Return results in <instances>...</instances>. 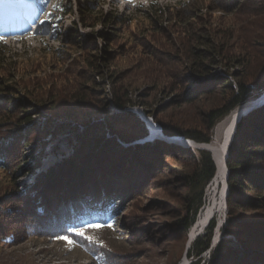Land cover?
Masks as SVG:
<instances>
[{"label": "rangeland", "instance_id": "1", "mask_svg": "<svg viewBox=\"0 0 264 264\" xmlns=\"http://www.w3.org/2000/svg\"><path fill=\"white\" fill-rule=\"evenodd\" d=\"M221 3L228 4L229 9H222ZM0 5L4 19V23L0 21L1 58L8 60L0 72V77L5 79L0 89L5 90V84L16 90L13 97L0 94L3 100L0 147L7 158L6 167H0V211L11 209V214H6L8 217L1 218L7 237H0V264H181L183 261L192 264L198 259H193L189 251L212 219L216 229L211 250L202 256L199 264H208L224 238L228 246L240 249L241 243L236 238L224 234L230 216L229 172L218 180L215 176L206 187L204 207L198 218L209 208H214V214L195 237L191 230L185 234L175 226L186 214L187 191L178 178L191 172L193 157L199 160L201 150L210 152L216 160L209 149L222 151L232 115L236 112L238 115L243 107L255 106L256 99L231 111L219 122L210 133V144L181 136L169 137L160 124L196 129L205 136V115L228 100V95L218 92L191 104L182 103L184 97L194 98L208 81L198 73L187 80L199 67L195 50L202 45L196 33L215 36L218 48L225 46L227 57L214 67L213 74L238 73L249 84L261 78L264 0H0ZM22 6L25 10L19 11ZM13 7L17 11L11 12ZM66 7L73 9V13L63 12ZM85 8L91 10L87 15ZM155 9L166 12L159 24L150 19ZM22 14L27 17L21 21ZM93 14L118 16L124 23L117 27L94 26L93 17L89 19ZM26 28L28 33L24 32ZM102 31L113 35L111 40L102 37L99 34ZM239 62L243 65L239 66ZM232 81L236 83L234 77ZM116 96L127 102L125 110L117 111L114 107ZM22 97L29 98L33 105L19 103ZM13 98L18 107L9 114L4 104ZM80 101L85 103L86 110L95 113L82 110L88 113L85 121L100 120L106 127L99 135L103 143L97 145L95 154L106 157L115 144L125 153L124 158L114 149L111 158L123 157V161L114 170L99 166L97 172L102 177L96 183L83 184L86 187L78 195L80 198L93 191L92 196L83 197L86 199L83 206L87 208L99 207V203L105 202V193L107 198L114 199L112 223L102 219L99 227L85 225L91 218L86 217L83 206L74 207L76 201L72 205L67 202V207L61 204L60 198L64 202L70 200L68 193L60 192L66 187L51 192V187L46 185L44 189L38 187L33 194L29 191L39 176L54 174L62 161L72 156L76 143L84 145V140L78 138L89 132L93 123L73 122L72 127L59 133L58 124L64 125V121L55 118ZM32 106L36 107L28 114L30 122L24 124L20 120L22 112ZM120 112H130L144 123L148 133L144 141L112 143L108 119ZM45 125L49 127L44 129ZM156 141L165 143L169 151L157 148L150 154L142 149ZM186 152L192 155H184ZM95 154H84L80 160L93 164L97 159ZM147 157L154 167L148 166ZM129 160L136 162L132 171ZM23 162L25 165L18 170ZM215 164L218 171L216 161ZM236 215L233 221L261 219L264 207L239 210ZM57 217L65 221L59 224ZM69 226L84 230L92 241L68 232ZM65 236L74 243L59 238Z\"/></svg>", "mask_w": 264, "mask_h": 264}, {"label": "trees", "instance_id": "2", "mask_svg": "<svg viewBox=\"0 0 264 264\" xmlns=\"http://www.w3.org/2000/svg\"><path fill=\"white\" fill-rule=\"evenodd\" d=\"M243 1L245 2L246 0ZM220 6L222 9H229L228 4L221 3ZM1 8L2 5H0V9ZM62 11L68 14L73 13V9L69 10L67 7L63 8ZM90 11L91 10L85 8L86 15L89 14ZM92 17L94 26L101 24L107 28L109 25L117 27L124 23L123 18L113 15L104 16L101 14L99 17L93 14V16L91 15L89 19ZM97 17L99 18L96 19ZM165 17L166 12L155 9L154 15L151 16L150 19L155 24H159ZM3 20L4 19H2L0 14V21L4 23ZM99 34L107 40H111V37L113 36L110 33L104 31L100 32ZM196 35L197 40L202 45L201 48L195 50L196 58L199 59L198 63L196 64L199 67L197 70H194L190 76H188L187 80H191V78L195 76V73H198L199 75L207 77L208 81L203 84L202 91H200L194 98L189 99L188 97H184L182 103L185 102L187 104H191L201 97L211 96L218 92H221L226 96L228 95V100L222 107L210 110L209 113L205 115V123L207 124V134L205 136L202 134V132L196 129L183 130L177 126H172L166 123L160 124V128L169 137L181 136L197 141L198 143L210 144L212 142L210 133L215 129L219 122L227 117L231 111L241 108L247 103L263 95L264 71H262L263 75L261 78H259L254 84H249L243 81L238 73L230 74L229 72H226L224 75L216 76L212 73V71L215 66L220 65L221 61L225 60L227 57L225 46L222 45V47L218 48L219 45L217 46L215 42V36L210 37V34L207 36L196 33ZM2 53L3 51L1 50L0 46V72L8 62L7 59L1 58ZM200 61L203 62L201 63ZM204 61H208L209 64H206ZM241 65L243 64L239 62V66ZM232 77L235 78L236 83L232 81ZM2 79L4 78L0 77V86L2 85ZM3 85L6 87V89H0L1 96L13 97L12 94L15 93V88L5 84ZM103 99L104 98H101L102 102H104ZM2 101V98H0V107H2ZM15 102L17 101L15 98H13L12 102L9 101L4 104L6 107H8L6 111L9 114L15 113V110L18 107V105H16L17 103L15 104ZM18 102L24 105L32 104V101L29 98L23 97L19 99ZM113 105L117 111H123L128 104L126 101L116 96L113 101ZM83 106H85V103L82 101L73 103L69 105L71 108L69 111L64 112L63 115H57L55 118L64 121L62 122L64 125L58 124V127L60 126L58 131L59 133H63L66 129L72 127L73 122L84 125L93 123V126L90 128L91 130L78 138L79 141L84 140V145H78L76 143L73 147V153L71 154L72 156L68 159H64V161H62L63 163L60 165L59 169L54 172V174L50 173L49 176H39L37 184L33 188L29 189L30 193L33 194V192L39 190L37 189L38 187L44 189L46 185H49V188L51 187V192H54L55 189L61 190L63 187H66V189H62L60 192L62 193L65 191V194L68 193V199L70 198V200L64 202L63 199H59L61 200V204L65 205V207H67L68 204H71L72 201H76L74 207L81 208L84 204L83 202L86 200L83 199V197L88 198L89 196L93 195V191L89 188L90 191H88V195H84L83 197L80 196V198H78V195H80L82 192L81 189L86 187L88 183H96L99 176L102 177L101 173L97 172V168L102 165V168L104 169L112 168L114 170L116 169V165H119L125 158V153L119 151L116 144H112V152L117 150L118 155L124 156V158L118 157L119 160L117 158V160L114 159V161L111 158L112 152L106 153V157H103V155L100 153L95 154L97 152L95 149L97 145L103 143V140L100 139L99 135L106 127L100 122V120H94L93 122L91 120L85 121V116L88 113L81 112L82 110H86V108ZM33 107L36 106H32L28 110L22 112L23 115L20 120L24 124L30 122L31 118L28 114L33 110ZM86 111H89L91 115L95 114L92 112L93 110ZM108 121L110 125L107 126V128L112 134V143H116L117 140L127 143H134L136 140L141 141L148 137L144 123L137 116L130 112H120L119 114L115 113L114 115L112 114ZM44 127V129H47L49 126L45 125ZM157 148L161 149V151H169V148L165 143L158 141L155 143L146 144V147H143L142 149H147V153L151 154V152L156 151ZM138 149L141 150L140 147H138ZM171 151L177 152L179 150L171 149ZM89 153H93L95 156L97 155V159L93 164H86V161L80 160L84 154ZM199 153V160H196V158L193 157L195 163L191 164L190 166L191 172L188 174H181L180 178H178L179 181L184 184V187L187 191L184 204L186 214L184 217L179 219V222H177L175 226L179 231H182L185 234H187L197 222L198 215L204 207V191L217 174V168L212 154L206 150H201ZM184 155L192 154L190 152H186ZM6 159L5 150L0 147V167H6ZM146 160H148L147 162L149 167L155 166V164L151 162L150 157H147ZM39 161L40 160H38V163ZM187 163L191 162L185 161V164ZM128 164L130 166L129 171H132V167H134L136 162L134 160H129ZM24 165L25 163L23 162L20 166H18L17 169L19 170ZM106 166H108V168H106ZM226 167L229 171L227 204L230 210V216L226 223L224 234L225 236H233L236 238L238 242L241 243V248L239 249L228 246L226 238H224L218 243L216 249L213 251L208 264H264V218H236L237 221L232 220L236 216H239L236 215L239 210H257L261 209V207H264V104L250 113H247V115L242 117V119L239 121L236 133L228 151ZM125 169H127V167H125ZM78 185L81 187H78ZM42 189H40V191ZM103 199H105V202L99 203V207H93V205L89 208L84 206L82 207V211L88 214L86 217L91 218V220L85 224L86 226L98 225L99 223L103 222L102 219H104V221L106 219V223H112L114 215L113 206L115 205L114 204L112 206V204L114 199L107 198L106 193L103 195ZM67 202L69 203L67 204ZM42 210L43 214H45V208H42ZM3 213L4 215H2ZM3 213L0 211L1 238L7 237V233L4 231L5 226H2L3 221L1 218L4 216L8 217L6 214L10 215L11 209L3 211ZM25 213L26 211L22 213V215ZM57 219L59 224L65 221L60 217H57ZM232 222L235 223L232 224ZM215 229L216 223L214 219H212L209 225H207L205 233L199 235V237H197L193 242L189 252L193 259L198 260L195 262L193 261L192 264H199L202 256L211 250ZM66 230L72 234L75 233V231L71 232L73 230V226L67 227Z\"/></svg>", "mask_w": 264, "mask_h": 264}, {"label": "bare ground", "instance_id": "3", "mask_svg": "<svg viewBox=\"0 0 264 264\" xmlns=\"http://www.w3.org/2000/svg\"><path fill=\"white\" fill-rule=\"evenodd\" d=\"M19 11H24L25 8H23V6L21 8L18 9ZM11 12H15L17 11L16 7H13L12 10H10ZM24 17L26 18L27 16L22 14L19 15V20H23ZM21 23L19 22L18 25H20ZM23 27V26H22ZM25 33L29 32V29L26 28V30L24 31ZM238 112L234 113L231 117V122L230 124L226 127L227 128V132H226V137H225V141L223 143V145L221 147L222 151L219 152V150L217 151L216 149H214L215 152V156H216V160L218 161V172L216 175V179L218 180L219 178H221L222 176L228 175L227 174V167H226V160H224L226 154H228V145H230L233 141L235 132H236V120L239 118L237 115ZM214 147V146H213ZM214 214V208H209L205 214L201 215L197 222L195 223V225L193 226V228L191 229V235L192 237H195L197 234V232L199 230H201V228L203 229L207 223L210 221V219L212 218ZM181 264H186L185 261H183Z\"/></svg>", "mask_w": 264, "mask_h": 264}, {"label": "water", "instance_id": "4", "mask_svg": "<svg viewBox=\"0 0 264 264\" xmlns=\"http://www.w3.org/2000/svg\"><path fill=\"white\" fill-rule=\"evenodd\" d=\"M263 104H264V93H263V95H261L259 98L256 99V105H255V106H247V107H243V109L241 110V112L238 114V117H239V118L236 120V126L238 125V123H239V121H240L242 115H244V114H246V113L252 111V110L255 109V108L260 107V106L263 105ZM102 121H103V120H102ZM232 122H233V121H232ZM232 122H231V123H232ZM107 129H108V128H107ZM108 131H110V130L108 129ZM143 141H144V140H143ZM229 148H230V145H228V151H229ZM209 151H211V152L214 154V156H215L214 150H213L212 148H210ZM227 156H228V154H226L224 160L227 159ZM215 161H216V163L218 164V161H217V160H215ZM225 163H226V162H225ZM217 172H218V171H217ZM228 172H229V171H227V173H228Z\"/></svg>", "mask_w": 264, "mask_h": 264}, {"label": "snow or ice", "instance_id": "5", "mask_svg": "<svg viewBox=\"0 0 264 264\" xmlns=\"http://www.w3.org/2000/svg\"><path fill=\"white\" fill-rule=\"evenodd\" d=\"M49 15H51V14H49ZM45 21H41V23H44ZM0 39H2V38H0ZM89 227H99V226H97V225H89ZM73 231H75V233L77 234V235H80V236H82V237H85L86 239H88L90 242L92 241V238L91 237H88V236H86V232L84 231V230H80V229H74ZM60 239H64V240H66L69 244H72V243H74V241H72L70 238H68V237H59Z\"/></svg>", "mask_w": 264, "mask_h": 264}]
</instances>
